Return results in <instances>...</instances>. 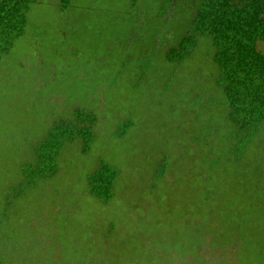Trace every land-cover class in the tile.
<instances>
[{
    "label": "rangeland",
    "instance_id": "obj_1",
    "mask_svg": "<svg viewBox=\"0 0 264 264\" xmlns=\"http://www.w3.org/2000/svg\"><path fill=\"white\" fill-rule=\"evenodd\" d=\"M201 1L73 0L67 9L60 0L30 3L26 26L0 57V213L12 202L16 251L33 254L48 241L76 260L100 252L141 257L144 244L160 252L187 238L178 227L194 214L192 194L184 202L169 198L176 183L171 171L167 184L157 181L162 165L182 164L184 189L192 193L198 174L210 166L192 155L206 157L207 128L222 124L220 96H210L207 43L184 61L172 64L165 57ZM259 49L264 51V42ZM74 107L99 116L91 151L83 153L79 141L69 144L59 175L32 187L14 186L19 157L25 160L53 120L71 119ZM101 162L120 172L107 203L88 193L87 177ZM7 190L13 201L4 198Z\"/></svg>",
    "mask_w": 264,
    "mask_h": 264
},
{
    "label": "trees",
    "instance_id": "obj_2",
    "mask_svg": "<svg viewBox=\"0 0 264 264\" xmlns=\"http://www.w3.org/2000/svg\"><path fill=\"white\" fill-rule=\"evenodd\" d=\"M36 1L0 0V57L10 53L28 22L29 5ZM60 1L67 9L73 0ZM261 42H264V0H202L184 33L174 45L170 40L167 46L166 60L175 64L194 55L199 45L207 43L212 51L210 96L219 95L221 100L217 110L222 124L220 129L207 128L206 157L200 153L192 155V160L200 156L210 163L208 173L203 170L198 174L199 184L198 177L195 178L197 185L191 188L192 193L184 189L188 180L182 164L176 169L164 164L159 171L160 185L167 184L168 171L175 176L173 186L179 190L170 186L171 200L176 197L182 202L188 201L187 194H192V202L197 205L192 217L184 220L183 227H178L188 231L186 239L174 240V247L170 245L160 252L155 245L152 248L144 244L147 248L141 257L122 252L114 253L112 258L100 252L93 253L94 257L87 261L76 260L67 253L61 254L55 245L48 246V241L33 254L20 252L15 250L11 237L13 204L7 202L0 213L4 224L0 232V264H123L133 259L143 264H264V154L261 152L264 51L259 49ZM72 114L69 120H53L46 135L35 138L25 160L19 157L17 169H13L16 171L13 185L32 187L59 175L61 158L69 144L79 141L83 153L91 151L99 116L95 111L79 107H74ZM129 125L120 129V136ZM13 170L8 171L9 176ZM119 174L118 169L101 162L87 177L88 193L107 203L115 194ZM189 176L192 180L193 172ZM201 191L200 197H196ZM6 193L4 198L13 201L11 192Z\"/></svg>",
    "mask_w": 264,
    "mask_h": 264
}]
</instances>
